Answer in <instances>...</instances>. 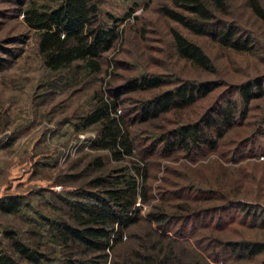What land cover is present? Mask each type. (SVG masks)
Masks as SVG:
<instances>
[{"label":"rangeland","instance_id":"rangeland-1","mask_svg":"<svg viewBox=\"0 0 264 264\" xmlns=\"http://www.w3.org/2000/svg\"><path fill=\"white\" fill-rule=\"evenodd\" d=\"M30 1L49 3L0 0V198L15 196L21 203L17 213L0 212V251L11 253L5 232L12 231L30 246L38 245L52 261L61 258V245L49 235L43 218L72 223L63 199L70 201L74 192L92 190L86 184L94 176L130 168L128 159L113 161L106 150L92 146L95 125L82 130L74 126L89 109L94 94L122 89L142 76H159L160 87L121 96L124 102L118 110L127 115L135 140L133 154L147 164L149 199L135 204L137 221L123 231L121 241L108 252L106 264L123 262L133 249L153 251L163 246L171 250L168 264L264 263V252L247 256L227 245H264V160H258L264 156V26L249 14L243 0H226L227 15L220 18L238 22L253 35L250 53L220 49L207 37L189 34L160 14L158 7L168 4L166 0H93L99 22L115 23L116 31L113 47L101 55V69L94 74L73 67L50 71L43 66L36 33L22 21L21 10ZM171 28L201 47L213 72H202L176 57ZM254 78L261 82V96L249 102L246 118L216 149H192L188 154L176 150L169 156H162L159 149L152 151L162 132L201 119L216 103L237 97L230 94L232 85ZM181 80L223 83L188 107L140 122L138 103ZM97 157L101 167L88 168ZM182 202L191 207L192 215L184 222L177 218L165 232L147 217L152 205L163 204L171 214V206ZM243 206H249L250 213L245 214ZM216 240L221 244L214 247Z\"/></svg>","mask_w":264,"mask_h":264},{"label":"trees","instance_id":"trees-1","mask_svg":"<svg viewBox=\"0 0 264 264\" xmlns=\"http://www.w3.org/2000/svg\"><path fill=\"white\" fill-rule=\"evenodd\" d=\"M166 1L168 4L158 7L160 14L179 24L189 34L207 37L218 48L234 53H250L253 50L255 39L250 32L242 29L236 21L220 18L227 15L226 0ZM263 3L264 0H243L249 14L264 26ZM21 15L25 26L36 33L38 53L43 66L50 71L73 67L86 74L97 73L101 69V55L113 47L116 39L115 23L105 26L99 22L93 0H49L47 5L30 1L21 10ZM169 35L177 58L202 72H213L209 58L196 42L172 28ZM136 81L132 80L120 90L107 88L105 92L94 94L89 109L74 126L82 130L95 125L96 135L92 146L106 150L113 161L128 159L130 168H118L104 176H94L86 184L92 190L74 192V199L70 201L63 199L69 208L72 223L43 218L47 232L61 245L60 259L52 261L38 245L30 246L12 231H7L5 236L11 253L0 251V264H106L108 252L113 251L121 241L123 231L137 221L138 208L135 204L145 203L149 199L146 189L147 164L140 156V159H135V140L128 128L127 115L125 110L117 112V109L124 102L121 98L123 93L157 88L163 82L159 76H142ZM221 83L181 80L177 86L140 101L135 108L139 111V121L145 122L170 110L188 107L221 86ZM260 85L256 78L232 85L230 94L237 95L235 99L228 97L223 103H216L207 109L201 119L162 132L152 145V151L159 149L162 156H169L176 150L187 154L198 148L213 151L218 142L246 118L249 102L262 94ZM87 167H101V159L94 158ZM167 194L170 195V192ZM165 195H160L161 203L165 201ZM20 205L15 196L0 198L2 213H17ZM243 207L245 214L250 213L247 210L249 206ZM171 208L174 213L170 214L163 204L152 205L147 217L157 229L165 232L174 222H184L192 215L191 207L185 202L173 204ZM261 221L264 226V216ZM205 238L207 242L210 241L208 236ZM218 244L221 243L217 240L212 243L214 247ZM227 245L231 246L230 250L247 256L264 252V245L258 242ZM73 247L78 249H70ZM171 257L169 247H156L153 251L148 248L133 249L128 258L126 256L123 262L115 264H168Z\"/></svg>","mask_w":264,"mask_h":264},{"label":"built area","instance_id":"built-area-1","mask_svg":"<svg viewBox=\"0 0 264 264\" xmlns=\"http://www.w3.org/2000/svg\"><path fill=\"white\" fill-rule=\"evenodd\" d=\"M117 112H119L118 109H117ZM258 160H264V156H263V155H260V156L258 157Z\"/></svg>","mask_w":264,"mask_h":264}]
</instances>
